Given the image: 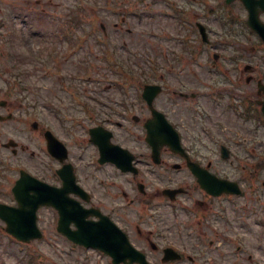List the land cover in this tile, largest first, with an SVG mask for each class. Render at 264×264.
<instances>
[{
    "label": "rangeland",
    "instance_id": "obj_1",
    "mask_svg": "<svg viewBox=\"0 0 264 264\" xmlns=\"http://www.w3.org/2000/svg\"><path fill=\"white\" fill-rule=\"evenodd\" d=\"M204 1L214 4L207 14L209 19L215 18L217 0ZM185 5L189 10L186 0ZM197 6L203 10L202 3ZM176 8L177 0H0V99L8 101L0 113L13 114L0 122V201L13 202L10 188L19 168L34 174L44 165L39 173L46 178L51 175L45 173L47 163L52 164L44 146L45 129L65 143L77 172L90 176L87 185L104 178L108 185L113 182L117 191L131 193L128 176L109 165L102 170L92 165L96 152L85 139L87 129L97 117L107 115L111 123H122H113L117 135L134 142L126 133L138 130L121 115L125 111L127 115L144 113L142 84L159 83L163 89L154 102L173 122L179 121L183 140L191 145L195 158L203 166L210 162L211 172L239 182L243 190L239 196L214 198L205 219V211L203 217V209L195 204L201 192L194 177L184 168L177 171L187 188V193L177 198V228L182 240L195 237L190 241V253L197 255L195 264H264V163L255 164L264 156V129L250 136L249 130H243L244 124L239 125L240 118L230 115L213 96L199 94L187 100L173 92L198 88L202 93L208 82V72L200 65L204 56L191 61L185 55V36L177 33ZM109 43L113 56L104 52ZM32 121H37L36 129ZM247 134L251 139L244 142ZM9 138L17 142L15 154L2 146ZM220 142L230 148L229 160L220 158ZM50 181H56L54 174ZM148 181L146 190L154 191L158 185L153 177ZM96 191L110 202L99 186ZM103 207L109 206L105 203ZM132 208L142 231L150 223L139 220L157 213L163 221L156 228L165 236L174 233L175 216L160 194ZM37 214L43 237L28 244L9 236L0 221V264H110L107 259L90 262L89 253L69 245L56 232L54 209L41 207ZM130 235L135 245L148 249L135 230Z\"/></svg>",
    "mask_w": 264,
    "mask_h": 264
},
{
    "label": "flooded vegetation",
    "instance_id": "obj_2",
    "mask_svg": "<svg viewBox=\"0 0 264 264\" xmlns=\"http://www.w3.org/2000/svg\"><path fill=\"white\" fill-rule=\"evenodd\" d=\"M223 1L227 4V0ZM226 6V10H228L230 14L240 15L241 20L244 21V23H247V11L241 1L233 0ZM236 9H238L239 11L237 12ZM259 15L260 19L264 22V12H261ZM195 23L197 24V21H195ZM218 24L220 27H227V25L230 26V20L228 19L227 22L224 23L219 21ZM218 24H216V26L219 28ZM208 25L209 23H207V26L205 25V27L210 32ZM195 32H198L197 27H195ZM221 32L222 34L226 32L235 33V30ZM255 34L257 45L252 46L251 48H246L243 46H236L230 48L219 47L220 51H223L225 53V59L228 62V66L218 65V72L216 73V76L219 77V80H217L216 82L223 83L226 87L223 86L221 88H218L217 94L221 97H224V103H227V112L233 117H236L238 112L248 113L249 115H253L255 112L258 113L260 111L259 102L260 100H264V42L259 34ZM207 43V45L212 44L211 41H208ZM211 54L213 55V58L215 60H218L220 57V54L214 52H212ZM211 65L217 66V64L214 63H212ZM130 117L132 121L138 124L136 128L138 129V133L135 134L132 131L128 130V132L126 133V137L128 139L129 137H132L135 140L134 142H136L137 147L135 145L133 146L134 142H130V140H128L127 142L122 140V138L119 137L114 130H111V141L120 144L123 148L128 149L134 155L132 164L136 167L135 171L120 173V175L129 177V189L133 194L128 193L123 189L117 191V189L114 188L113 182L108 185L105 179H96V185H87L86 180L89 179L90 176L88 174H84L81 171L83 182L79 177L78 184L85 189L88 194V197L86 199H80V201L85 207L96 208L97 210H100L103 214L108 215L110 219L115 221L123 230H125L126 233H128L129 238L130 233L135 230L137 236L142 238L143 241L149 246L150 250L145 252L148 257L151 258L152 262L160 261V263L155 264H172L175 261L173 260L168 262H162L164 258L165 247H172L173 253L175 254L176 252L177 264H181V262H194L195 264L197 255L195 253H189L192 251V249L190 248V246H192L190 241L194 240L195 237L190 238V240L184 241L180 238V229L177 228V194L174 196V200L172 201H169L168 197L165 195V193H168L165 190L177 188V182H179L180 180H184L185 182V178L181 179V177L177 175V170L183 168L186 169V171L194 177V180L195 176L189 171L185 158L171 151L168 147L164 146L160 149V161L158 163H155L153 159H151V147L145 141L144 137V135L146 134V129L144 125L146 121L151 118V113L149 110L145 111L144 113H140L136 116L131 115ZM108 120L109 118H106L103 121H99L97 123L107 124ZM178 123L179 121H177V126ZM141 134H143L144 140H141ZM135 135L137 136V139L135 138ZM136 140H141L144 143H139L141 141ZM143 145L145 146L147 152L145 154H143L142 152L138 153L137 149H141ZM185 150L192 161L198 162L194 158V153L191 149L190 144H187L185 146ZM143 155H145L147 158V169L141 167V164L144 163V161L141 160L139 156ZM177 158L179 162H177ZM51 163L52 164H49V166L46 168V171L51 173V175L47 177L48 180H50V177L53 173L55 174V171L57 175V170L62 165V163H58L57 160L54 158H51ZM82 168L84 169V165ZM39 171H42L41 167L38 168V172L36 173L40 177L46 179L42 174L39 173ZM144 173H146L147 176H144ZM189 174L188 176H190ZM148 177H153L154 182L159 185L154 188V191H152V188L150 187L148 188V190H146L147 188L145 180L149 182ZM163 182L172 183V185L168 186ZM98 186L109 196V199H111L110 202L107 201L108 199L105 196H102V192L96 191V188ZM200 192L201 198H196L195 204H197V206L203 209V211L200 212L203 217L205 211V219L206 210L211 209L210 205L213 199L218 198L220 196L228 195L223 194L219 196H213L207 194L202 190H200ZM171 193H173V191H169L168 194ZM184 193H187L186 190ZM157 194H160L161 198L169 201V213L175 216V231L173 234L167 237H163V234L160 231L154 232V230L152 229V225H155L156 223H161L163 221L161 220V218L158 219V217L155 216L158 215L157 213L155 215H151L150 217H148V219L139 220L142 221L143 224L147 222V220L150 223V225L144 231H142L139 227V222L136 221V212L134 213L132 208L133 204L139 203L140 201L142 202V199L149 198V196L151 197ZM105 203L108 204V208L103 207ZM154 210L158 211L157 208H155ZM141 215L143 214L141 213ZM93 218L96 219L95 217ZM131 223H133L132 225L134 226V228ZM183 224L187 228H189L187 224ZM187 235H190V233H187L186 236ZM131 236L133 237V235ZM197 237L198 235H196V238ZM161 241L162 243L159 244L158 242ZM184 248L188 252H185Z\"/></svg>",
    "mask_w": 264,
    "mask_h": 264
},
{
    "label": "water",
    "instance_id": "obj_3",
    "mask_svg": "<svg viewBox=\"0 0 264 264\" xmlns=\"http://www.w3.org/2000/svg\"><path fill=\"white\" fill-rule=\"evenodd\" d=\"M264 7V6H263ZM254 14L251 13L250 23L256 27L257 23L253 20ZM158 92V88L154 87L149 92L145 93V98L151 105L153 97ZM154 119L147 124L149 140L155 147L160 144H168L173 149L181 151L179 138L176 131L165 120L163 115L153 109ZM264 110V109H263ZM1 118V117H0ZM104 138L102 149L103 153L109 152L113 157L103 158V161H114L122 169L129 168L130 157L126 154L122 155L121 148L116 145L109 146L106 143L105 134H101ZM157 139V140H156ZM51 146H59L54 138H48ZM9 145V144H7ZM61 155L65 154L63 147ZM223 151H225L223 149ZM122 157H121V156ZM122 159L120 162L115 158ZM115 157V158H114ZM195 171V169L193 168ZM196 173V172H195ZM198 180L201 186L210 193L219 194L222 191L229 192L231 182L220 180L205 174L203 171H198ZM70 191H77L69 186L66 182L62 188H52L30 179L29 175L21 173L20 178L16 181L13 192L18 201V206H9L0 203V218L6 222V230L17 237L19 240L29 241L31 238L40 237L41 233L36 226V209L40 205H52L58 210L59 220L57 229L64 233L69 239L74 242L83 244L87 247H95L106 251L112 257L114 262H120L121 259L128 257L130 261L140 259L137 251L127 242L123 235L111 223L105 219L98 222L87 221L85 217L89 214V210L80 207L79 203L67 196ZM73 222L76 229L69 227ZM140 264H147L139 261Z\"/></svg>",
    "mask_w": 264,
    "mask_h": 264
}]
</instances>
